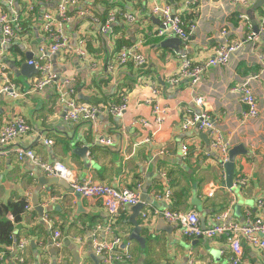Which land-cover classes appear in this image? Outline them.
Listing matches in <instances>:
<instances>
[{
  "label": "crops",
  "instance_id": "obj_1",
  "mask_svg": "<svg viewBox=\"0 0 264 264\" xmlns=\"http://www.w3.org/2000/svg\"><path fill=\"white\" fill-rule=\"evenodd\" d=\"M6 2L0 0V9L10 12ZM11 3L21 33L3 45L0 32V55L21 97L0 94V130L17 116L29 130L10 147L30 149L43 162H61L79 179L91 177L118 190H136L143 205L139 211L136 206L120 213L107 232L108 216L99 202L82 198L70 187L60 186L59 180L46 177L29 160L11 154L0 162V223L8 222L13 228L11 244L0 245V264H109L92 248L95 231L102 241L119 238L116 253L131 256L112 264H230L226 236L185 238L154 212L195 211L202 228L215 224L225 211L229 220L238 223L264 219V207L259 208V202H264V66L259 63L264 55V0H252L246 7L236 0H80L68 8L67 19L60 21L69 49L47 55L56 81L35 92L30 87L37 74L23 77L20 68L28 55L36 60L46 45L44 14H54L58 0ZM166 5L190 32L178 52L161 46L169 37L156 36L160 20L150 14L154 7ZM111 11L132 15L134 21L119 17L104 34L101 28ZM255 27L257 41H245L227 65L208 68L195 86L186 78L170 84L178 74L181 56L201 65L212 57L220 31L228 30L231 41L238 42ZM131 47L146 58L143 68L117 65L118 54ZM254 75L258 78L250 88L258 116L245 120L246 107L236 90ZM70 90L69 97L78 103L97 106L125 101L127 111L120 118L103 113L92 122L70 123L65 120L67 107L58 97ZM153 90L158 92L154 102L150 100ZM195 97L204 100L202 107L195 104ZM200 112L209 117L231 149L242 146L247 151L235 159L231 190L224 187L225 172L212 146L213 133L182 128L186 118ZM97 137L111 139L112 145H97ZM183 145L188 147L186 157L181 154ZM239 179L245 184L239 185ZM34 200L43 208L41 217ZM22 202L24 212L15 220L13 205ZM143 212H148L146 220ZM138 227L143 245L130 239ZM55 231L61 235L60 250L51 246ZM242 246L240 264H264L257 247L245 242Z\"/></svg>",
  "mask_w": 264,
  "mask_h": 264
},
{
  "label": "built area",
  "instance_id": "obj_2",
  "mask_svg": "<svg viewBox=\"0 0 264 264\" xmlns=\"http://www.w3.org/2000/svg\"><path fill=\"white\" fill-rule=\"evenodd\" d=\"M12 0H7L6 7L10 8V12H5L0 9V32L3 45L11 44L16 37L17 31L20 30L18 25V15L12 11ZM48 2L50 0H42ZM80 0H58V6L54 14H44V23L42 30L46 36L47 43L39 49V56L36 60L29 62V65H33L37 70L36 78L32 81L30 90L32 92L41 91L45 87H48L56 81V76L51 73L50 64L47 60V55H57L69 49L68 38L62 31V24L67 19V11L70 6L76 5ZM252 0H236L238 4L244 7L249 5ZM154 17H158L160 20V28L158 29L157 37H174L181 43L185 44L189 40L190 32L185 28L180 16L174 14L171 8L166 5L163 7H154L150 13ZM111 11L107 20L103 24L101 30L106 34L110 26L116 21L117 18L123 17L127 22H133L134 17L129 14H123ZM56 19L58 22H56ZM192 28V26H191ZM251 30V28L249 27ZM264 29V19L262 21V29ZM259 37V32L256 34L251 32L245 38L244 41L233 42L230 39V33L228 30H222L218 34V44L213 52L212 57L201 65H193L192 61L185 55L181 56L180 66L178 74L171 78L170 84H175L181 79H189L192 86H195L200 81V77L204 71L210 67L225 66L237 51L241 49L244 42L254 44ZM81 56H84L82 51H79ZM117 65L124 66L131 63L133 66L143 68L146 65V58L137 53L136 49L124 48L121 53L118 54ZM259 63L264 66V55L260 57ZM114 65L109 66V71L113 69ZM0 77L3 81L0 87V94L8 95L12 98H20L21 95L17 91V87L11 82L9 78L8 68L1 61L0 55ZM258 76L254 75L249 77L243 82L236 90L240 96V102L246 107V114L244 119L257 118L258 109L255 101V97L250 88V84ZM63 87H60L61 91ZM73 91L68 93H60V102L67 107L65 114V120L77 124L79 122H92L95 121L99 114L108 113L114 117L120 118L127 111V103L122 101L119 104L109 105H97L92 106L89 104L78 103V101L71 99ZM158 92L152 91L151 101H156ZM69 97V98H68ZM149 100V101H150ZM195 104L198 107H202L204 100L201 97H195ZM144 123H146L144 121ZM146 125V124H144ZM184 130L191 128H197L199 131L212 132V146L218 152L220 164L223 166L228 162V156L231 149L229 143L225 142L214 130L213 122L204 113L192 114L190 117L184 120L182 125ZM28 126L25 120L20 117H14L10 122L3 126L0 130V162L8 158L11 154L17 156L19 160L27 159L35 166L41 169V172L48 178L62 180L69 185L71 190L82 196L85 199H93L99 202L106 210L108 216L107 232L111 231L112 226L115 224V219L120 213L124 212L130 207L137 205H143L141 201L140 193L123 188L116 189L114 187L102 185L94 181L91 177L87 179H79L74 171L69 169L61 162L47 163L43 162L35 153L30 149L11 148L10 145L18 137L23 136L28 131ZM46 144L49 141L44 140ZM97 145L99 146H111L112 140L102 137L96 138ZM181 154L186 157L188 155L187 145H183L181 148ZM244 179H239L238 184L244 185ZM140 184L138 188H140ZM164 196L168 199L171 194L167 191ZM264 207V202H259V208ZM160 215L162 219L169 225H173L179 229L181 235L185 238H202L212 239L216 237L226 236L231 248L230 264H240L243 242L257 247L261 253L262 260L264 261V219L252 218L248 219L244 223H238L236 221L229 220V211L222 213L215 224L208 228H202L200 225L198 214L195 211L178 212L166 209L160 213L154 212ZM148 212L142 213L143 219H147ZM96 232V231H95ZM93 234L92 248L94 252L101 256L105 263H121L130 259L128 253L117 254V247L120 244L119 238H114L112 241H102L98 238V234ZM51 246L55 250L62 248L61 235L58 231H55L51 237ZM24 243L20 242L18 249L22 250ZM2 256L0 254V261ZM192 264V263H189Z\"/></svg>",
  "mask_w": 264,
  "mask_h": 264
},
{
  "label": "water",
  "instance_id": "obj_3",
  "mask_svg": "<svg viewBox=\"0 0 264 264\" xmlns=\"http://www.w3.org/2000/svg\"><path fill=\"white\" fill-rule=\"evenodd\" d=\"M157 22L159 23V20H157ZM254 32L256 34L258 32L256 27L254 28ZM181 44L182 43L177 38L169 37V38L164 40V42L162 43L161 46L168 47V48L174 50L175 52H178ZM32 58H33V56L31 54L28 55L26 57L27 62L24 63L20 68V75H22L23 77H29L30 78V77H32V75L38 73L37 70H35L34 66L28 65V63L32 61ZM206 136H207L206 134H203L202 138L207 143V137ZM86 150H87V148L81 149L80 153L85 152ZM239 155L246 156L247 151L242 146L233 147L229 152L228 162H226L223 165L224 172H225V186L224 187L227 189H230V190L233 189L235 159ZM55 180H57V179H55ZM59 181H60V184H59L60 186H62L64 188L69 187L64 181H62V180H59ZM146 194L147 193L145 191L144 195H146ZM33 205L35 207V211H37L39 216L41 217L43 214V208L37 205L36 200L33 201ZM140 206L141 205L139 204V205H137V207L136 206H134V207H136V210L139 211L141 209ZM140 231H141V229L139 227L136 228L135 231L133 232V234L131 235L130 239H134L143 245V243H144L143 240L141 238H139V236H138Z\"/></svg>",
  "mask_w": 264,
  "mask_h": 264
},
{
  "label": "trees",
  "instance_id": "obj_4",
  "mask_svg": "<svg viewBox=\"0 0 264 264\" xmlns=\"http://www.w3.org/2000/svg\"><path fill=\"white\" fill-rule=\"evenodd\" d=\"M18 25L20 27V30L16 32L17 35L21 33V23H20L19 17H18ZM24 206H25L24 202L13 205V208H15L13 212V215L15 216V220L19 218L18 214H22L24 212V208H25ZM7 210L8 208L4 209L3 213H5ZM12 231H13V228L10 223L8 222L0 223V245H10L11 244V240H9V237H11L13 233Z\"/></svg>",
  "mask_w": 264,
  "mask_h": 264
}]
</instances>
